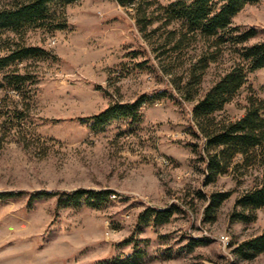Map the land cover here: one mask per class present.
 Listing matches in <instances>:
<instances>
[{
    "label": "rangeland",
    "instance_id": "1",
    "mask_svg": "<svg viewBox=\"0 0 264 264\" xmlns=\"http://www.w3.org/2000/svg\"><path fill=\"white\" fill-rule=\"evenodd\" d=\"M22 1L30 0H0V11ZM175 1L54 0L38 26L0 27V59L17 46L45 51L0 66V264H123L137 242L146 252L141 264H264V252L235 254L264 232V207L250 222L232 217L263 169L230 168L206 183L207 152L193 115L235 55L224 50L189 84L205 49L199 38L174 45L182 22L169 23L166 8ZM231 25L258 29L249 44L264 41V0L246 3ZM143 95L134 117L94 119ZM249 95L264 99V67L249 72L214 116L241 117ZM79 189L112 192L101 207L59 205V195L45 194ZM227 191L206 210L212 193ZM170 207L161 225L145 218ZM191 238L198 242L189 250Z\"/></svg>",
    "mask_w": 264,
    "mask_h": 264
},
{
    "label": "trees",
    "instance_id": "2",
    "mask_svg": "<svg viewBox=\"0 0 264 264\" xmlns=\"http://www.w3.org/2000/svg\"><path fill=\"white\" fill-rule=\"evenodd\" d=\"M53 1H22L17 3L14 8L1 10L0 27L17 30L24 25L38 26L48 15L49 4ZM60 1L65 4L75 0ZM117 1L124 6L134 4L133 0ZM258 1L260 0H177L166 8L169 23L174 20L182 22L178 38L174 37L176 47L180 48L182 43L184 44L191 38H199L203 42L205 50L190 70L189 84L200 82L210 63L217 62L224 50L232 48L231 51L235 55L232 65L219 75L210 89L197 100L193 107V115L199 124L204 139L205 152H207L206 183L214 181L218 174L225 173L230 168L234 172L257 165L263 169L262 180L252 189L241 194L236 201L232 217L233 220L241 222L254 220L256 218L255 211L264 207V99L249 95L244 114L234 120H217L214 114L223 110L226 104L235 98L246 84L249 72L264 67V41L249 44V41L258 34V29L255 27L243 29L231 25L232 18L246 3ZM60 26L64 27V25ZM176 34L177 32L174 31V35ZM43 52H45L44 49L40 47L17 46L0 59V66L21 61L29 56H38ZM198 70L200 73L197 72ZM16 78L18 82L21 77L17 75ZM184 87L182 86V88ZM189 87L192 86L189 85ZM153 94L161 96L164 94V90ZM146 96H141L131 105L117 103L109 106L94 119L99 123H105L111 118L119 116L134 117L136 107L146 99ZM111 192L108 189L97 191L79 189L74 192H45V194L59 195V205L62 203L72 206L88 204L93 207H101L108 201ZM230 194V191L212 193L206 210H216ZM173 214V207L149 209L145 213V218L152 219L154 223L161 225L169 221ZM143 242H147V240H143ZM197 242L198 239L191 238L187 243L189 250ZM140 243L137 242L134 253L126 258L123 264H141L146 252L141 251ZM263 252L264 232L242 241L235 248L236 256L244 259H252Z\"/></svg>",
    "mask_w": 264,
    "mask_h": 264
},
{
    "label": "built area",
    "instance_id": "3",
    "mask_svg": "<svg viewBox=\"0 0 264 264\" xmlns=\"http://www.w3.org/2000/svg\"><path fill=\"white\" fill-rule=\"evenodd\" d=\"M223 241L227 242V238H225L224 236L221 237Z\"/></svg>",
    "mask_w": 264,
    "mask_h": 264
},
{
    "label": "bare ground",
    "instance_id": "4",
    "mask_svg": "<svg viewBox=\"0 0 264 264\" xmlns=\"http://www.w3.org/2000/svg\"><path fill=\"white\" fill-rule=\"evenodd\" d=\"M226 238V236H224ZM229 241V240H228Z\"/></svg>",
    "mask_w": 264,
    "mask_h": 264
}]
</instances>
